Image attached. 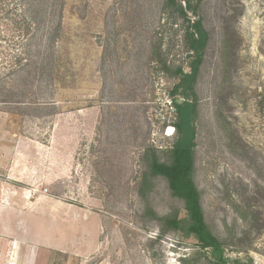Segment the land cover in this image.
<instances>
[{
	"label": "rangeland",
	"instance_id": "obj_1",
	"mask_svg": "<svg viewBox=\"0 0 264 264\" xmlns=\"http://www.w3.org/2000/svg\"><path fill=\"white\" fill-rule=\"evenodd\" d=\"M30 10L36 39L0 48L25 53L14 74L0 58V168L18 153V221L31 216L22 241L39 248L35 264H209L174 230L185 211L165 179L142 181L144 147L162 152L173 137V79L155 61L185 65L182 21L163 0H34ZM200 16L209 41L194 182L226 253L264 264V0H202Z\"/></svg>",
	"mask_w": 264,
	"mask_h": 264
},
{
	"label": "trees",
	"instance_id": "obj_2",
	"mask_svg": "<svg viewBox=\"0 0 264 264\" xmlns=\"http://www.w3.org/2000/svg\"><path fill=\"white\" fill-rule=\"evenodd\" d=\"M32 1L34 0H0V48L2 44L9 43L18 49V44H23V47L36 39L39 26L35 23L30 10ZM64 4L65 0H61V9L64 8ZM201 5L202 0H163V9L174 14L184 25L181 32V47L187 61L184 66L175 67V70L167 59L155 61L159 71L173 79L168 98L173 111L170 125L174 133L170 145L162 152L152 145L144 147L141 158L146 171L142 181L145 182L148 177L165 179L171 195L183 203L185 211L184 218L172 220V226L184 238L194 241L203 260L209 264H253L248 256H229L224 244L209 230L204 220L200 193L194 182L198 116L196 84L209 41L200 16ZM59 31L60 24L56 26L53 42L55 37L58 39L57 42H61L57 36ZM22 57H25V53L18 54V50L10 53V56L0 52V58L10 60L8 62L10 69L7 72L11 74L17 73L18 62ZM55 67L49 70L50 77L62 74L61 69L57 65ZM42 70L45 69H41L40 75ZM45 74L46 72L42 75ZM159 153L165 154V161L160 159Z\"/></svg>",
	"mask_w": 264,
	"mask_h": 264
},
{
	"label": "crops",
	"instance_id": "obj_3",
	"mask_svg": "<svg viewBox=\"0 0 264 264\" xmlns=\"http://www.w3.org/2000/svg\"><path fill=\"white\" fill-rule=\"evenodd\" d=\"M6 152L7 164L0 168L1 178H6L4 183H0V264H35L38 257L35 252L39 253V248L23 244L24 240L31 241L33 238L31 216L22 223L26 226L27 236L23 234L22 237V224L18 221V206L22 207V201L18 204V153ZM8 178L14 181L15 186L9 185Z\"/></svg>",
	"mask_w": 264,
	"mask_h": 264
}]
</instances>
